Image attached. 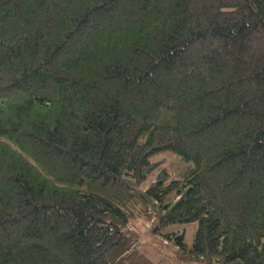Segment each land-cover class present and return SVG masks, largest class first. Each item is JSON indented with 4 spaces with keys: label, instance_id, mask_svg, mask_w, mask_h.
<instances>
[{
    "label": "trees",
    "instance_id": "1",
    "mask_svg": "<svg viewBox=\"0 0 264 264\" xmlns=\"http://www.w3.org/2000/svg\"><path fill=\"white\" fill-rule=\"evenodd\" d=\"M0 264H264V0H0Z\"/></svg>",
    "mask_w": 264,
    "mask_h": 264
},
{
    "label": "rangeland",
    "instance_id": "2",
    "mask_svg": "<svg viewBox=\"0 0 264 264\" xmlns=\"http://www.w3.org/2000/svg\"><path fill=\"white\" fill-rule=\"evenodd\" d=\"M165 232H180L181 234H184V238L187 244L191 245L194 241L195 234L197 231V223L195 222H189V223H179V224H173L169 227H166L164 229Z\"/></svg>",
    "mask_w": 264,
    "mask_h": 264
}]
</instances>
